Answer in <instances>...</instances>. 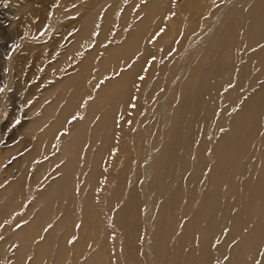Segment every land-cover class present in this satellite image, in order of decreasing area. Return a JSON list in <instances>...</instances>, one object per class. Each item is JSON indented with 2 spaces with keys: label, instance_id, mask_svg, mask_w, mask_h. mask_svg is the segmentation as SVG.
Instances as JSON below:
<instances>
[{
  "label": "bare ground",
  "instance_id": "bare-ground-1",
  "mask_svg": "<svg viewBox=\"0 0 264 264\" xmlns=\"http://www.w3.org/2000/svg\"><path fill=\"white\" fill-rule=\"evenodd\" d=\"M79 12L0 156V264H264V0Z\"/></svg>",
  "mask_w": 264,
  "mask_h": 264
},
{
  "label": "rangeland",
  "instance_id": "rangeland-1",
  "mask_svg": "<svg viewBox=\"0 0 264 264\" xmlns=\"http://www.w3.org/2000/svg\"><path fill=\"white\" fill-rule=\"evenodd\" d=\"M100 1L0 0V156L18 142L21 126L32 117L25 111L31 102L26 101L28 94L49 82L41 83L42 74L66 46L67 30L79 16L69 12L80 9L79 13H82ZM63 5H67L64 13L60 11ZM157 51L154 46L153 52ZM37 96L35 94L33 98ZM12 159L0 163V180L12 179L4 172ZM11 250L8 249V254Z\"/></svg>",
  "mask_w": 264,
  "mask_h": 264
}]
</instances>
